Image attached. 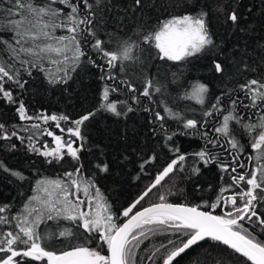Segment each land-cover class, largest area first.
I'll return each mask as SVG.
<instances>
[{"label": "snow or ice", "instance_id": "6c2138e0", "mask_svg": "<svg viewBox=\"0 0 264 264\" xmlns=\"http://www.w3.org/2000/svg\"><path fill=\"white\" fill-rule=\"evenodd\" d=\"M101 3L102 0H41V3L35 0H0V99L17 105L16 112L21 121L54 122L62 133L66 131L68 139L51 130H41L40 123H32L29 128L22 129L38 130L27 137L30 151L44 157L48 164L60 163L66 157L76 162L73 170L64 172L62 178L37 180L35 194L27 199L20 211L14 213L12 205L0 204V264H135V250L144 239L158 233L176 237L152 253L154 257L161 248L165 250L162 264H173L187 249L206 239L225 246L242 258L241 264H264V240L259 238L260 233H264V213L257 211L258 207H264V78H252L239 84L243 99L239 96L232 99L229 95L228 114L223 115L222 125L215 128L221 134L220 138H208L204 133L207 144L214 148L223 149V139L228 145L226 151L231 161H220L219 155L207 145L193 154L205 165L219 162L221 172L227 173L230 169L231 183L220 189L215 202L195 205L172 203L168 201V194H171L168 193L160 194L156 202L147 206L142 203L167 177L184 170L188 156L180 153L177 147L173 150L175 157L155 175L137 198L118 213L112 210L94 180L85 178L82 172L83 164L80 161L85 137L81 128L95 116V112H88L71 121L66 115L41 113L33 116L29 114L24 101L13 95V86L24 90L28 80L23 79V75L31 78L34 71L43 74L50 85L67 84L71 74L82 63H90L100 71L102 80L116 82L117 72L124 71L125 62L138 59L133 55L137 50H147L154 58L167 63L184 62L216 47L208 23L209 6L202 7L199 0H193L191 12L161 19L150 30L138 29L136 39H122L114 48H110L111 36L105 40L98 32L99 21L95 9ZM134 5L142 7V0H134ZM216 11L224 12L222 7ZM239 19L235 10L225 15V21L234 27L239 26ZM58 30L66 34L57 35ZM89 51L95 53L102 63L91 59ZM214 70L222 73L224 68L220 62L214 61ZM140 84L138 88L126 78L119 79L114 86L105 84L100 94L99 110L117 117L133 111L127 101L118 108L117 102L110 98L123 85L132 94L131 99L135 103H140L143 97L163 105L166 115L145 108V111L153 112L155 120L162 122L161 129L164 128L163 122L169 118L182 123L185 129L198 127L200 122L196 119L182 117L163 100H152L154 94L163 95L165 91L152 77L144 76ZM208 91L207 85L196 83L190 93L185 92L183 98L194 99L203 105ZM137 92L139 95H136ZM223 95L228 94L216 97L204 116L210 117L214 111L221 114L225 111L221 103ZM245 99L248 103H244ZM238 109H257L261 113L258 122H244L245 117ZM61 122H70L72 127L65 130L61 128ZM233 124L240 125L251 136L250 148L255 155L248 157V165L238 158L243 148L233 134ZM41 135L52 137L55 146L41 144ZM12 137L25 142L18 131L9 132L0 124V139L10 141ZM167 139L171 141L172 135H168ZM15 147V144L11 145L12 149ZM156 159L152 155L144 164H151ZM237 167L248 170L241 174L237 172ZM95 168L100 173L109 171L106 162L97 163ZM0 170L9 172L18 180L26 179L22 173L9 169L3 161H0ZM191 171L197 174L200 169L193 165ZM241 184L243 188L240 191L224 195ZM217 208L221 209L220 214L215 213ZM246 223L251 228L245 227ZM93 240L96 247L89 246ZM46 241L67 242V246L63 250H52Z\"/></svg>", "mask_w": 264, "mask_h": 264}, {"label": "trees", "instance_id": "16d2710c", "mask_svg": "<svg viewBox=\"0 0 264 264\" xmlns=\"http://www.w3.org/2000/svg\"><path fill=\"white\" fill-rule=\"evenodd\" d=\"M35 2L41 3V0ZM199 3L202 7L209 6L208 23L216 47L198 57H192L184 62L164 63L150 55L147 50L143 52L137 50L133 55L138 59L125 62L124 71L117 72L116 82L102 80L101 73L96 67L90 63H82L71 74L67 84L50 85L43 74L34 71L31 78L23 75V79L28 80L24 90L15 89L13 86V95L24 101L29 114L33 116L41 113L66 115L71 121L88 112H95V116L86 121L81 128L85 137V148L81 152L80 163L83 164V176L94 180L114 212L118 213L138 197L155 175L175 157L173 150L177 147L180 153L188 156L184 170L173 173L157 189H153L149 197L142 202L145 206L156 202L160 194L168 193H171L168 194V201L172 203L211 204L215 202L220 189L231 183L230 169L227 173L221 172L219 162L205 165L193 154L207 145L213 153L219 155L220 161L225 163L231 161V156L226 151L228 145L223 139L221 143L224 144V148H214L207 144L204 133H207L208 138H220L221 134L217 133L215 128L222 125L223 115L228 114L229 95L232 99L238 96L243 99V93L240 92L238 85L252 78H264V0H199ZM219 7L223 8V14L216 11ZM192 9L193 0H142V7H136L134 0H102L95 10L96 19L99 21L98 32L105 40L111 36L110 48H114L122 39L128 37L136 39L138 29L150 30L159 20L182 15L191 12ZM231 10H235L240 18L238 27L225 21V15ZM64 34L66 33L61 30L57 31V35ZM89 56L98 64L102 63L95 53L89 51ZM214 61L221 63L224 68L222 73L215 72ZM245 64L248 65L247 68ZM144 76L152 77L154 82H158L165 89L163 95L154 94L153 101L163 100L182 117L196 119L200 122L198 127L185 129L182 123L169 118L163 122L164 128L161 129L162 122L155 120L153 112L145 111V108L166 115L163 105L152 103L143 97L140 103H135L131 99L132 94L123 85H120L119 90L112 93L110 98L117 102L118 108L123 107L127 101L133 111L126 116L117 117L99 110L100 94L105 84L114 86L119 79L126 78L132 80L139 88ZM196 83H203L209 89L203 105L194 99L183 98L185 92L190 93ZM222 94H228L223 95L221 102L225 111L222 114L214 111L212 116H204V112L215 103L216 97ZM136 95H139V92ZM244 103L248 101L245 99ZM16 107L17 105L0 99V124L9 132L18 131L19 135L25 138L24 143L16 137H12L10 141L0 139V161L9 169L18 171L26 177L21 181L9 172L0 170V204L12 205L14 213L20 211L27 199L35 194L37 180L62 178L64 172L72 171L76 165V162L68 157L60 163L48 164L44 157L30 151L27 137L38 130L22 129L29 128L32 123H40L41 130H51L57 135H64L65 139H68V136L66 131L62 133L56 128L54 122L43 124L42 121H21ZM238 112L245 117L244 122L256 123L261 115L257 109H238ZM68 127H72L70 122H61V128L66 130ZM232 131L243 148V153L238 158L248 165V157L255 155L254 150L250 148L251 136L240 125L233 124ZM168 135H172L171 141L167 139ZM39 141L41 144L47 143L49 147L55 146L52 137L46 135L39 136ZM12 144H15V149L11 148ZM152 155L157 159L151 164H144ZM100 162L108 163L107 173L96 170L95 165ZM193 165L200 169L199 173H192ZM247 170L237 167V172L241 174ZM242 188L243 184L233 187L224 195H231ZM238 203L241 201L238 200ZM257 211L264 213V207H258ZM215 213L220 214L221 209H215ZM245 227L251 228L247 223ZM256 231L260 232L259 229ZM259 238L264 240V233H260ZM169 239L176 237L158 233L144 239L135 250V264H162L165 250L161 248L154 257L152 253L162 244H167ZM46 244L50 249L57 251L67 246V242L59 241H46ZM89 246L96 247V241L93 240ZM241 259L226 247L208 240L192 248L174 264H241Z\"/></svg>", "mask_w": 264, "mask_h": 264}, {"label": "water", "instance_id": "95a60500", "mask_svg": "<svg viewBox=\"0 0 264 264\" xmlns=\"http://www.w3.org/2000/svg\"><path fill=\"white\" fill-rule=\"evenodd\" d=\"M209 239H206V240H204V241H201V242H199L198 244H196V245H193L191 248H189V249H187L184 253H182L181 254V256H183L185 253H187L188 251H190L192 248H194V247H196V246H198V245H200L201 243H203V242H205V241H208ZM209 241H211V240H209ZM214 242V241H213ZM223 246V245H222ZM225 247V246H224ZM180 256V257H181ZM180 257H177L176 258V260L173 262V264L180 258Z\"/></svg>", "mask_w": 264, "mask_h": 264}]
</instances>
